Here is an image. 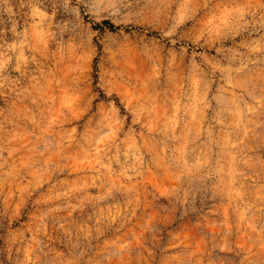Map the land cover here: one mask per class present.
Returning a JSON list of instances; mask_svg holds the SVG:
<instances>
[{"label": "clouds", "instance_id": "obj_1", "mask_svg": "<svg viewBox=\"0 0 264 264\" xmlns=\"http://www.w3.org/2000/svg\"><path fill=\"white\" fill-rule=\"evenodd\" d=\"M0 264H264V0H0Z\"/></svg>", "mask_w": 264, "mask_h": 264}, {"label": "rangeland", "instance_id": "obj_2", "mask_svg": "<svg viewBox=\"0 0 264 264\" xmlns=\"http://www.w3.org/2000/svg\"><path fill=\"white\" fill-rule=\"evenodd\" d=\"M93 30H99V38L96 41V47L99 51H102L103 48V44L100 43V41L103 39L104 36V30L108 29L110 31H115L116 29L114 28V26L108 22V21H101L100 24H93ZM98 61L99 58L97 57L94 60V64L97 65L96 67V80L97 83H99V67H98ZM110 99H114L116 102V105L118 107H121V102H120V97L118 93H109L108 90L104 89L103 86L101 85L100 87L94 89L93 95H92V102L93 104H98L100 102V100H103L105 103H107Z\"/></svg>", "mask_w": 264, "mask_h": 264}]
</instances>
